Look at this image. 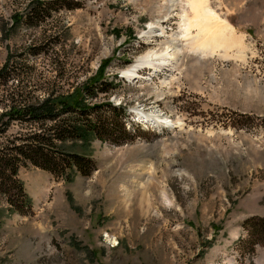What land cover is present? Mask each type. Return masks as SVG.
<instances>
[{"label": "rangeland", "instance_id": "374dc122", "mask_svg": "<svg viewBox=\"0 0 264 264\" xmlns=\"http://www.w3.org/2000/svg\"><path fill=\"white\" fill-rule=\"evenodd\" d=\"M208 6L223 28L209 48L185 0H0V114L103 67L114 85L90 103L124 107L115 125L132 138L64 143L88 176L21 167L31 203L0 197V264H264L244 229L264 218V0ZM147 54L154 66L125 76ZM29 128L11 122L0 143Z\"/></svg>", "mask_w": 264, "mask_h": 264}, {"label": "trees", "instance_id": "16d2710c", "mask_svg": "<svg viewBox=\"0 0 264 264\" xmlns=\"http://www.w3.org/2000/svg\"><path fill=\"white\" fill-rule=\"evenodd\" d=\"M49 11L45 5L35 6L30 11L28 21L25 20L26 24L32 26L31 20L42 19ZM23 20L24 18L18 19L16 24ZM9 60L8 57L7 64L0 70V81L8 69ZM103 69L102 67L97 77L89 79L72 92L63 94L49 89L44 93L43 100L35 97L27 105L18 102L1 110L0 138L6 136L13 121L30 125V132L24 137H7L4 143H0V197L10 208L9 212L23 213L31 203L18 179L20 168L26 164L56 176L68 177L74 171L88 176L94 170L93 161L78 154L64 153L60 148L64 143L79 140L88 144L91 138L115 144L132 140L123 125L119 128L115 125L114 118L124 120L127 117L124 107L116 108L112 103L100 106L90 103L97 99L98 93L107 94L106 88L114 85L103 75ZM95 86L105 89L100 90ZM104 108L108 109V116L103 114ZM117 136L122 138L120 142L116 141ZM244 229L255 245H264V218L253 217L246 220Z\"/></svg>", "mask_w": 264, "mask_h": 264}, {"label": "bare ground", "instance_id": "6f19581e", "mask_svg": "<svg viewBox=\"0 0 264 264\" xmlns=\"http://www.w3.org/2000/svg\"><path fill=\"white\" fill-rule=\"evenodd\" d=\"M185 1H186L187 5L189 6L190 11L192 12V15H193L192 16V20L194 18V21H191V22L194 24V27L197 30V37L199 38L200 42H202L203 45L208 46L207 48H209L210 45L212 46L214 43L215 44H220V42L217 41L218 40V37H217L218 35L217 34L221 35L223 33V28L218 26V21H220V20H218L219 17L216 16L215 14H213V12L210 10V8L208 6V1L209 0H185ZM187 20H188V18H187ZM188 21L190 22V20H188ZM188 23H187V25H185V24L184 25L185 26H189ZM213 23H214V25H213ZM191 24H190V26L193 25V24L192 25ZM185 30L187 31L189 29H187L185 27ZM190 34H191V32L189 33V35ZM203 36H206V37L203 38ZM216 38H217V40H216ZM165 57H166L165 54L164 55H159V59H161L162 62H164ZM170 57H172V55H170L169 58ZM149 60H150V56H149V54H147L144 58H142L139 61V63L134 65L132 67V69L126 71L125 72V76L132 77L134 75H137L139 77V74L137 73V70L141 69L143 65H152L151 62H149ZM152 66H154V65H152ZM155 66H157L156 68L160 67L159 64H157ZM145 118H148V117L145 116ZM147 121H148V119H147Z\"/></svg>", "mask_w": 264, "mask_h": 264}]
</instances>
